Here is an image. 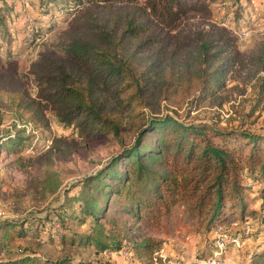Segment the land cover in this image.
<instances>
[{
  "label": "rangeland",
  "instance_id": "obj_1",
  "mask_svg": "<svg viewBox=\"0 0 264 264\" xmlns=\"http://www.w3.org/2000/svg\"><path fill=\"white\" fill-rule=\"evenodd\" d=\"M0 6L4 18V26L0 25V142L8 135L28 138L19 155L0 147V225L4 221L19 224L15 230L23 233L0 253V264L27 253L53 260L68 258L75 264H202L210 258L219 264H264V233L260 232L264 228V181L258 173L242 181L246 188L244 212L237 208L221 221H210L209 215H193L178 204L159 225L148 223L131 211L128 196L134 187L130 179L120 183L124 187L121 193L109 194L97 220L85 216L80 211L83 201L75 199L88 194L86 180L112 166L113 160L133 145L137 130L91 141L80 138L74 128L58 124L46 109L44 119L33 122L29 116L38 98L32 71L43 55L67 63V43L72 28L81 22L82 11L68 0H57L54 5L48 0H1ZM86 8L106 18L139 15L144 0ZM152 28L159 43L153 51L135 58L146 65L156 57L159 74L168 67L181 70L189 64L197 50L192 42L199 36L230 37L235 44L230 56L235 55L237 60L224 89L197 110L184 116L188 104L171 106L161 101L160 113L183 122L216 121V127L223 130L237 128L264 134V101L249 116L255 102L256 79L264 77L260 62L264 0H217L206 11L190 12L169 28ZM141 38L129 44V52ZM154 138L149 135L146 144L152 145ZM122 162L116 170H122ZM148 168L161 170L152 164ZM141 194L139 191L137 197ZM52 210L58 211L59 218L40 223ZM246 228L250 237L241 243L223 250L216 247L219 237L241 234ZM148 239L160 243L150 261L137 256L138 246ZM96 240L109 247L101 249L93 243Z\"/></svg>",
  "mask_w": 264,
  "mask_h": 264
},
{
  "label": "trees",
  "instance_id": "obj_2",
  "mask_svg": "<svg viewBox=\"0 0 264 264\" xmlns=\"http://www.w3.org/2000/svg\"><path fill=\"white\" fill-rule=\"evenodd\" d=\"M56 1L48 0L53 5ZM68 1L81 8V22L72 28L73 35L66 47L67 63L43 55L33 69L38 102L30 119L39 123L44 119V109L49 110L58 124L74 128L80 138L91 141L134 130L138 133L133 145L115 158L112 166L86 180L88 194L75 199L83 201L80 211L97 220L109 194L121 193L124 187L120 183L130 179L134 187L128 196L131 211L148 223L159 225L178 204L193 215H209L210 221H221L227 212L237 208L244 212L246 188L242 181L245 177L254 178L256 173L264 181V134L237 128L223 130L216 127V121L183 122L158 110L161 101L171 106L188 104L184 115L188 116L190 110H197L222 91L227 75L237 63L236 56H230L234 40L199 36L191 41L197 46L195 58L181 70L168 67L163 74H159L156 57L146 65L135 58L139 53L153 51L159 43L153 26L169 28L190 12L206 11L217 0H144L139 15L112 18L96 15L86 7L122 0ZM1 12L0 6V25L4 26ZM141 36L129 52V44ZM260 62L264 71V48ZM256 85L249 116L264 101V77H257ZM149 135L155 136L152 145L146 144ZM27 140L19 134L8 135L0 147L19 155ZM121 160L123 166L119 171L116 166ZM150 164L161 170H151ZM137 188L140 190L136 192ZM139 191L143 198L142 194L137 197ZM57 213L47 211L40 223L45 225L58 219ZM16 227L20 225L1 223L0 253L22 237V230H15ZM261 231L264 233V228ZM93 243L101 249L109 247L98 240ZM159 244L145 240L138 246L137 256L150 261ZM7 264L75 263L68 258L53 260L27 253L10 258Z\"/></svg>",
  "mask_w": 264,
  "mask_h": 264
},
{
  "label": "built area",
  "instance_id": "obj_3",
  "mask_svg": "<svg viewBox=\"0 0 264 264\" xmlns=\"http://www.w3.org/2000/svg\"><path fill=\"white\" fill-rule=\"evenodd\" d=\"M250 233H251L250 229L246 228L243 230V232L241 234L219 237L216 240L215 245L218 249L223 250L228 245H234V244L241 243L243 239L250 237ZM201 263L202 264H219V261H217L216 259L210 258L207 260H203Z\"/></svg>",
  "mask_w": 264,
  "mask_h": 264
}]
</instances>
